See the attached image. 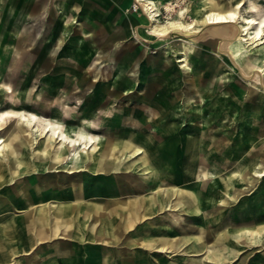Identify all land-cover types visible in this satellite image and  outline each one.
Instances as JSON below:
<instances>
[{"label":"rangeland","instance_id":"rangeland-1","mask_svg":"<svg viewBox=\"0 0 264 264\" xmlns=\"http://www.w3.org/2000/svg\"><path fill=\"white\" fill-rule=\"evenodd\" d=\"M11 1L0 0V31H4L0 32V112L10 114L7 123L0 126V138L10 146L14 144L25 164L35 163L37 170L32 166V172L37 174L31 181H37L38 175H46L43 173L49 159L44 155L34 158L32 152L43 146L40 142L48 139L37 136L34 145L26 139L23 146L19 141L9 140V128L16 120L14 110H21L10 107L14 101L21 103L23 99L32 105L35 101L38 104L35 114L64 125L73 137H78L81 132L95 137L93 147L86 150L81 147L82 150L77 151L82 153L81 157L64 149L68 159L61 161L55 169V180L65 179L66 184L56 182L53 188L59 195L55 198L61 199L62 203L80 191L75 188L72 192L70 186L81 184L83 170L89 171L88 161L102 155L107 147L105 143L109 142L108 147L112 149L118 143L124 149L133 142L138 144V138L151 136L152 143L147 144L153 150L150 161L164 173L162 177L169 182L168 185L175 184L171 176L176 174L190 178L192 175L188 172L202 177L198 181L195 178V181L182 183L183 188L190 189L193 183L198 186V182H204L205 178L210 181L202 187V210L194 213V220H190L191 215L187 212L165 211L144 223L154 222L158 227L157 235L165 241L174 235L169 227L172 230L179 228L175 220L178 217L182 224L178 236L196 234L205 241L211 239L210 229L218 227L221 231V223H224L231 228L226 251L232 255L229 261L225 258L218 264H264V241L248 244V234L244 232V239L238 241L237 233L242 227L264 225V44H250L249 36L240 32L242 23L214 25L205 21L207 13L212 10L229 12L240 5V12L249 17L252 3L264 12V0H152L160 9L158 18L161 24L193 22L196 26L190 33L175 30L172 37L166 39H158L149 33L148 13L137 5L136 0H65L62 4L59 0H20L14 7ZM23 4L30 7L18 16V9ZM167 7L171 8L169 17ZM58 70H62L61 73ZM103 74L106 78L102 77ZM112 85L117 88L113 95L110 93ZM146 92H150L151 103L140 99L139 95ZM4 93L6 97L1 96ZM156 102L164 108H158ZM173 125L177 127L172 134L178 145L171 159L167 154L154 151L170 142V133L165 134ZM202 134V158L194 155V150L190 154L182 152L183 139ZM60 146L53 145V148L60 151ZM1 150L0 173L4 169L6 177L3 181L0 177V191L4 186V190L7 189L9 184L12 190L18 179L10 182L12 175L6 166L15 165L14 154L11 155L7 146H2ZM143 156L144 153L125 152L115 163L128 166L139 162ZM242 168H246L245 172ZM149 171L148 175L156 178L155 168ZM115 172L123 175L124 171ZM96 178L86 176L83 180L93 184L97 182ZM112 178L113 175L101 176L100 184H110ZM126 182L130 183L124 178H116L117 184ZM61 185L68 186L67 191H63ZM208 191L210 197L206 196ZM236 191L240 192L237 200L230 199L226 205L224 194ZM102 193L109 196L107 191ZM13 195L10 191L9 196L12 198ZM94 195L85 193L84 197L91 201L96 198ZM131 196L135 197V194H125L124 199ZM63 207L60 208L67 210V206ZM220 210H223L222 219L210 223L207 219L210 212L215 214ZM169 213H173L174 218H170ZM1 216L2 213L0 226L6 221ZM188 243L186 241L175 253L145 249L141 259L134 255V249L122 244L113 249L108 258L110 264H124L122 257L127 260L126 264H145V260H152L151 257L157 254L159 257H153L152 264H175L173 258L177 257L186 259L181 264H190L187 258L195 252L188 251ZM207 244L217 254L223 251V246L213 240ZM56 249L65 250L62 239H44L28 255L16 254L14 261L0 264H30L33 260H40L43 264ZM95 249L86 251L87 264H106L95 258L101 257L102 253L107 256L108 252ZM67 250H71L70 246ZM199 250L197 255L204 252L201 246ZM59 257L53 256L50 260L59 259L63 263L72 256ZM21 259L23 263L15 262ZM78 259L80 257L74 258ZM196 264L201 263L196 261Z\"/></svg>","mask_w":264,"mask_h":264},{"label":"crops","instance_id":"crops-1","mask_svg":"<svg viewBox=\"0 0 264 264\" xmlns=\"http://www.w3.org/2000/svg\"><path fill=\"white\" fill-rule=\"evenodd\" d=\"M12 1L14 3V5L13 3L11 4L13 7L15 5H18L20 2V0L19 2L18 0H16V2L15 0ZM59 1L62 4V2L64 3L65 0H59ZM29 7L30 5L23 4V7L18 9V16L22 15L21 12L25 13V11L29 9ZM13 10L14 8L11 11L13 12ZM0 32H4V31L1 30ZM85 33H87V31H85ZM54 60L56 61L58 59H54ZM174 128L177 127L173 125L172 129ZM172 129L170 130V132H168V134L170 133L169 135L172 136V138L169 139L171 143L170 142L166 143L167 146L161 145L162 147L161 146L156 147V151H154L157 153L162 152L163 155L167 154V156H169L171 159L174 154V151L176 152L177 150L176 146L178 145L174 139V136L172 135V133L174 132V130L173 132H171ZM203 137L204 136L202 134L199 137H192L188 140L183 139L182 141L184 142L185 140L186 142H184L185 146L182 147V152L189 153L194 150L193 154L200 156V158H202L201 142ZM151 140H152L151 136L138 138L139 141L138 145L133 142L131 145H125L124 149L121 148L117 143V145L113 148L119 150V152H117L116 150L114 151L115 154H117L116 156H114L115 157L114 165L116 167L111 171L107 170L104 165H102L101 167L99 166L102 163V161L104 162V159L103 160L100 159L99 155H97L94 158L95 160H91V161L89 160L87 163L88 164L87 167L89 171L83 168L84 170L81 174V181H82L81 184H72L70 186L72 192L75 188H77L80 191L78 193H73L70 200L67 201L65 200L66 202L63 203L64 204L63 206H67V210L69 211L62 210L60 207L63 206L60 204H59L60 206H58V208L60 209L56 211V209L53 208V207H57L54 206L55 205L54 203L56 202L54 203L51 202L52 203L51 207H49V209L47 208L44 209L42 212H40L39 208L35 209L34 206L39 204V202H36V198H35L37 193L35 189L36 187L42 189L40 193L42 192L43 194H40V196L44 197L45 199L47 198L50 192L54 193V197L55 195L59 197L58 193H55L53 191V188H55L54 186L50 187L52 191L46 192L47 181L45 180H48V178L46 177V175L48 174L46 175L44 174L45 176L38 175L39 178H37V181L32 182L31 178L34 177L35 174H37V172L35 171L32 172V166H35L36 168L35 163L33 165L25 164V166H23V168L20 169V173L16 172L17 170L15 169V165L13 166L7 165L6 167L10 170V172L8 171L9 175L10 176L12 175L10 178V182L11 181L13 182L14 180H16V178L18 180L13 187L11 186L12 190H10V184H9L7 185V189L4 190L5 188L4 186L3 190L0 191V201H1L0 213H2L1 219L6 220L3 221L0 226V263L9 262L10 260L14 261L15 259L13 258L15 257L16 254L28 255V252L32 251L34 246L36 244H40L41 241L44 239L47 240L62 239L63 246H65V250L63 249L62 251H60L59 249H56L55 252L51 251L50 253L51 256L48 258V262L43 264H55V263L73 264V262H79V261H80L79 264H87L88 262L84 258V256L87 254L86 253L87 250H91V249L96 250L95 248H97L111 254L113 249H115L117 246L122 244L134 249L136 251L134 255H138L140 257L144 256L145 249L155 250L156 252H164L161 251L162 247H168L170 248V250L173 251V253H175L177 252L178 249H180L182 246L186 244V241L189 242L188 243L189 252L193 251V249H191L190 247L194 246V244H196V246H200L199 243L197 244V239H196L197 237H194L196 234L186 235L187 233H183V236L182 234L179 236L177 235L179 234V228L182 225L181 222L179 221L180 220L179 217L175 219L177 220L176 223L179 226V228L174 231L169 227V229L172 232H174V235H170L168 240L166 241L162 237H159L157 235L158 232H156V229L158 227L155 225L154 222L144 223L145 220H150L162 214L165 211L178 212V213L187 212L191 215L190 220L192 219L194 220V217L192 216L194 215V213H197L196 210L198 208L195 202L193 201L194 198L191 197L190 194L196 190L200 192V188H198V186L194 183L192 185V188L190 189L181 187L182 183H185L186 181L189 180L195 181V178H197V181L200 180L201 175L192 172L191 173L188 172V173L194 176L193 177L191 176L188 179L185 178L183 174H176L175 177L171 176V179L174 180L175 184L168 185L169 182H167L162 177L164 173L160 169H158L156 165L152 163V161H150V159L152 158L150 154L153 150H151L149 148V145L147 146V144L148 143L151 144L152 143ZM144 143L146 144V146L144 147L141 146V144ZM108 144L109 142L105 143V145H107L105 150H108L109 153L108 159H110L113 156V149L108 147L109 146ZM125 152H132L133 154L144 153V156L139 162H132L128 166L123 163L120 164L118 162L115 163L117 157L123 155V153ZM100 156L102 157V155ZM191 156L193 155L191 154ZM91 162L93 163L91 164ZM151 168H155L156 174L154 175H156V178H152L148 175L150 173L149 170ZM119 169L124 171L122 172L123 175H120L119 172H115L116 170L119 171ZM242 169H243L242 172L243 171L245 172L246 168H242ZM34 170H37V168ZM104 175L105 176L113 175L114 178L115 177L124 178L125 181H129L130 183L126 182L125 184L122 183L117 184L116 178L115 179L112 178L110 184H107L104 187L102 186V184H100V178L101 176ZM86 176L98 177L96 178L97 182L93 184L85 183V179L83 180V178H85ZM0 177L2 181L5 179L6 172L4 169H2V173H0ZM41 177H44L45 179L43 178L42 180ZM53 177L55 178V176H52V178ZM133 178L135 179V181L134 180L131 181ZM62 182L65 183V179ZM74 182L77 183L76 181ZM61 186L64 188L63 191H67L68 186H63V185ZM173 188L178 190V193L176 195H174L173 192L170 194V196L169 195L165 196L163 194L165 193L163 192V190L173 189ZM105 190L109 193L108 197L102 195L103 194L102 192H105ZM10 191L14 193L12 198L9 196ZM63 193L65 194L66 192ZM85 193L96 194L94 195V197L96 198L89 201V199H85L84 197ZM128 193L135 194V197L131 196L129 199H124L125 198L124 195ZM31 205L34 206L31 207ZM102 205L103 208H105L108 211L107 213H109L107 215V218L106 215L105 217H102L100 215V207ZM172 205L173 208L171 209L170 206ZM198 207H201V202L199 203ZM11 209H14V211ZM48 211L51 212L50 214L51 219L47 218L48 214L44 216L45 213H47ZM171 214L173 213H169L168 216H170ZM170 218H174V216L171 215ZM182 220L184 219L182 218ZM182 229L184 230V228ZM127 233H129L130 235L126 236L125 234ZM132 233L134 234V236H132L133 235ZM192 239H195L196 242L195 241L191 242ZM69 246L71 250H67ZM136 247L140 248V250H136L135 249ZM39 254L41 253H38V255ZM69 254H71L72 257L70 259H65L63 263H60L59 259H55V260L51 259V261L49 262L50 258H52L53 256H57V258L59 256L60 257L65 256V258H69L68 257ZM109 254H107L106 256L105 253H102L101 257H97L95 259L104 260L106 264H110L111 260L108 258ZM155 255L156 256L153 257H159L157 254ZM79 257L80 260L79 259L78 261L74 260V258H79ZM134 257L133 259H131L132 262L134 261ZM153 257H151L152 260H147V261L145 260L143 263L152 264L154 262ZM122 258L124 260L123 263L126 264L127 260L124 257ZM21 260H16L15 262L23 263V260L22 261ZM114 261L116 262V260ZM26 264H28V262ZM30 264H42V263L40 260H35V261L33 260V262L31 261Z\"/></svg>","mask_w":264,"mask_h":264},{"label":"bare ground","instance_id":"bare-ground-1","mask_svg":"<svg viewBox=\"0 0 264 264\" xmlns=\"http://www.w3.org/2000/svg\"><path fill=\"white\" fill-rule=\"evenodd\" d=\"M16 2V0H15ZM19 2V0H18ZM137 3V5H141L144 10L148 13V19L151 22L150 26H149V33L153 36H155L158 39L161 38H168V37H172L171 34H173L172 32L177 30V31H181V32H192L194 31L195 27L193 25V22L190 23H182V22H169V26L163 25L160 23L159 20V15H160V9L158 8L157 4L152 1V0H136L135 1ZM13 1L10 3L12 4ZM18 4V3H17ZM14 5V3H13ZM227 6V5H226ZM242 5L236 7V9L234 11H229V12H217V11H210L207 13L206 17H205V21H208V24H214V25H220V24H226V23H242L243 24V28L240 32H242L245 36H249V40L250 44L253 45H258V44H264V12H262V10L260 11L259 8L252 3L250 5V10L249 12L251 13V15L249 17H245L243 16V14L240 12V8ZM170 12H171V8L167 7V17L170 16ZM64 15V14H63ZM169 19V18H168ZM170 20V19H169ZM59 21V20H58ZM233 25V24H232ZM58 30V29H56ZM55 30V33H57ZM60 31V30H58ZM201 31V30H200ZM68 33V32H67ZM194 33V32H193ZM253 35V36H252ZM77 37V36H76ZM75 37V38H76ZM240 37V36H239ZM67 39V38H66ZM60 40V39H59ZM73 40V39H71ZM78 42V41H77ZM236 42V41H235ZM4 45V44H3ZM228 46V45H227ZM2 47V46H0ZM75 47V46H74ZM10 50V49H9ZM80 50V49H79ZM231 51V50H230ZM241 51V49H240ZM178 52V51H177ZM238 53V52H237ZM236 53V55H237ZM181 54V53H180ZM239 54V53H238ZM24 59V58H23ZM40 60V59H39ZM40 62V61H39ZM43 62V61H42ZM41 62V63H42ZM184 62V61H183ZM181 63V62H179ZM41 65V64H40ZM19 66V65H18ZM186 66V65H185ZM181 67V66H180ZM32 69V67H31ZM33 70V69H32ZM60 71V70H58ZM62 71V70H61ZM60 71V72H61ZM76 72V71H75ZM30 73V72H29ZM80 75V74H79ZM115 76V74L113 75ZM72 77V76H71ZM103 78H106V76H104V74L102 75ZM173 78V77H171ZM198 78V77H197ZM59 79V78H57ZM113 79V78H112ZM115 80V79H114ZM122 82L124 81L123 79H121ZM170 81V80H169ZM120 82V83H122ZM124 83V82H123ZM83 84V83H82ZM116 84V83H115ZM125 84V83H124ZM145 84V83H144ZM110 85V84H109ZM104 86V85H103ZM113 86V85H112ZM122 87V85H121ZM130 87V86H128ZM25 89V88H24ZM129 89V88H128ZM102 90V89H101ZM177 90V89H176ZM25 91V90H24ZM117 91L116 86H113V90H111V95H113L115 92ZM150 92H146L144 93V95H139L140 99L148 101V102H152L153 99H151L150 97H148V94ZM1 96H5V93L2 94ZM165 97V95H162ZM20 97V96H19ZM167 98H169L168 95H166ZM165 97V98H166ZM43 98V97H42ZM1 99V98H0ZM113 99V97H112ZM165 100V99H164ZM173 102V100H171ZM21 103L14 101L12 103V105L10 107H13L15 109H21L19 111L14 110V115L16 117L15 122L10 126L9 128V140L14 142V141H19L21 146L26 145L28 140V143L30 144H35V138L37 136H40L41 138H47L48 141H43L41 143H39L40 145H43L41 148L35 150L32 152L34 155V158H36L39 155H44L45 157H47L49 159V163L47 164L46 168L44 169V173L43 174H48L46 175V177L48 178L47 181V191H52L50 187L54 186L55 183L53 182H61L63 183V185H65L66 183L62 182V180L58 181L57 179L55 180V178L53 179L52 176H55V169H57V166L59 165V163L61 161H65L68 159L67 155L65 154V148H67V150L69 152L74 151L73 156H79L81 157L82 153L77 152L78 150H82L81 147H83V150L86 149H90L91 147H93L94 143H95V137H91L88 135H85L86 133H78V137H73L71 136L66 130L64 125H61L60 123H56L53 120H49V119H44L39 117L37 114H35L34 111H36V107L38 104L34 101L33 105L32 103L30 104L29 102H27L26 100L24 101L23 99L20 100ZM171 102V103H172ZM178 102V101H177ZM156 105L158 106V108L163 109L164 107L162 105H160L159 103L156 102ZM6 106V105H5ZM4 106V107H5ZM9 106V105H7ZM58 106V105H57ZM31 107V109H30ZM12 116V115H11ZM201 116V115H200ZM10 117V114H8V112L6 113H1L0 112V126H2L3 124L7 123L6 118ZM205 119V118H204ZM212 119V118H211ZM218 120V119H217ZM195 122V121H194ZM20 124V125H18ZM205 124V123H204ZM213 124V123H212ZM190 125V123H189ZM210 125V124H209ZM214 125V124H213ZM185 126V125H184ZM28 127V128H26ZM192 127V126H191ZM214 126H212L213 128ZM174 130V129H172ZM29 131V132H27ZM173 132V131H172ZM28 133V134H27ZM165 135H168V133H166ZM173 135V134H172ZM206 135V134H205ZM169 138H172L171 135H168ZM201 139V138H200ZM87 140V141H84ZM115 141V140H114ZM118 141V140H117ZM166 141V140H165ZM164 141V142H165ZM185 142V140H184ZM60 146V151H56L53 148V145H58ZM136 144V143H135ZM14 145V144H13ZM13 145L10 146V144H6L5 140H2L0 138V153L2 152L1 147H5L7 146L8 148L11 149L10 152L11 155L14 154V161H15V169L17 170L16 172L20 173V169L23 168V166H25V162L20 160V155L21 153L18 151L17 148L13 147ZM138 145V144H137ZM162 147V146H161ZM116 149H113V156L108 159V150H103L102 152V157L100 156V159H104V162L102 161V163L99 165L100 167L102 165H104L106 167L107 170L111 171L112 169H115V165H114V160L117 154H115ZM22 151V150H21ZM32 151V150H31ZM117 152H119V150H116ZM169 152V151H167ZM198 153V152H197ZM6 154V153H5ZM154 155V154H153ZM152 155V156H153ZM95 158V157H94ZM3 160V159H2ZM38 160V158H37ZM95 160V159H94ZM97 161V160H96ZM3 164V163H2ZM95 164V163H94ZM152 165V164H151ZM149 166V165H148ZM150 167V166H149ZM81 168V167H80ZM43 170V169H42ZM243 170V169H242ZM33 171V170H32ZM244 172V171H243ZM32 173V172H31ZM30 174V173H29ZM33 174V173H32ZM181 174V173H180ZM244 174V173H243ZM25 175V174H23ZM194 176V175H193ZM175 177V176H174ZM202 177V176H201ZM204 177H207V175H204ZM244 177V175H243ZM57 178V177H56ZM98 178V177H97ZM100 178V177H99ZM181 179V178H180ZM64 180V179H63ZM101 180V178H100ZM204 180V179H202ZM209 179L205 178V181H199L198 182V187L200 188V192L193 191L190 196L194 198V202L197 205V210L196 212H199L202 210L201 207L199 206V203L201 202L202 204V187L207 186V183H209ZM101 182V181H100ZM102 184V183H101ZM34 185V184H33ZM104 185V184H103ZM178 185V184H176ZM7 186V185H6ZM105 187V186H104ZM225 187H227L225 185ZM178 188V187H177ZM1 189V188H0ZM36 202H39V204H37L36 206L31 205V207L34 206L35 209H40V212H42L44 209H49V207H51L52 203L51 202H57V204L62 205V201H60L59 199H55L54 197V193L50 192L47 196V198L45 199L44 197H41L40 194H43L42 192L40 193V191H42L41 188L36 187ZM56 191V190H55ZM106 191V190H105ZM205 191V190H204ZM225 191V190H224ZM163 193L165 196H170V194L173 192L174 195H176L178 193L177 189H166L163 190ZM191 192V191H190ZM5 193V192H4ZM34 194V193H33ZM25 195V194H24ZM240 195V192L236 191V192H227L224 194V200L223 202L227 205L228 203L226 201L230 200V199H234L237 200L238 196ZM206 196L210 197L211 193L208 191L206 193ZM91 198V197H90ZM104 198V197H103ZM15 199V198H14ZM158 199V198H157ZM47 200V201H46ZM44 201V202H43ZM50 201V202H48ZM67 201V200H66ZM65 201V202H66ZM1 202V201H0ZM10 203V202H9ZM127 203V202H126ZM31 204V203H30ZM60 205H57L60 206ZM10 206V205H9ZM188 206V205H187ZM209 205L207 204V207ZM171 209L173 208V205L170 206ZM64 208V207H63ZM188 208V207H187ZM60 209V208H59ZM62 209V208H61ZM26 210V209H25ZM63 210V209H62ZM61 210V211H62ZM71 210V209H70ZM112 210V208H111ZM151 210V209H150ZM69 211V210H67ZM8 212V211H7ZM108 211L103 208V205L100 207V215L102 217L107 218V215L109 213H107ZM21 213V212H20ZM48 214V219H51L50 214L51 212L48 211L47 213H45L44 216H46ZM111 214V213H110ZM173 215V214H171ZM170 215V216H171ZM113 216V215H112ZM223 216V210L221 211H217L215 214L210 212V217H208L207 219L210 221L215 223L214 221H220L217 219H222ZM110 217V216H109ZM216 218V220H214ZM191 219V218H190ZM82 220V219H81ZM128 220V219H127ZM193 220V219H192ZM259 220V219H256ZM9 222V221H8ZM25 223V222H24ZM261 223V222H260ZM85 224V223H84ZM217 224V223H216ZM222 224V230L219 231L218 227L213 228L212 230L210 229L209 231V235L211 237V240H213L217 245H221L223 246V251L220 252V254H217V252L215 250H211V247L207 244V242L209 241H205L201 236L195 235L194 237H197V243L200 244L201 248L204 250V252L202 254H196L199 250L200 246H196V244H194V246L190 247L191 249H193V251L191 252H195L192 253V255L190 257H188L187 259L190 260V264H196V261L200 262L201 264H218L219 261H221L222 259L225 258H229L232 254L231 252H227L226 251V245L229 243V236L228 233L231 231V228H227L226 225L224 223ZM228 224V222H227ZM255 224V223H254ZM29 225V224H28ZM219 225V224H217ZM5 227V225H4ZM32 227V226H31ZM84 228V227H82ZM74 229V228H73ZM155 229V228H154ZM188 228H185V231H187ZM175 231V230H174ZM32 232V231H31ZM73 232V231H72ZM136 232V231H135ZM246 232L248 234V236L250 237L249 241L250 243L248 244H256V243H260L263 242L264 239V225H260V224H256L252 227H242L241 229L238 230V236L239 239L238 241H240L241 239H244L243 233ZM134 233V232H133ZM132 233V234H133ZM137 234V233H136ZM139 235V234H138ZM154 235V234H153ZM178 235V234H177ZM188 235V234H186ZM134 236V234L132 235ZM3 237V236H2ZM27 239V238H26ZM73 239V238H72ZM77 239V238H76ZM72 243V242H71ZM16 245V244H15ZM250 246V245H249ZM14 247V246H13ZM101 247V246H100ZM9 248V247H7ZM73 249V248H72ZM6 250V249H5ZM74 250V249H73ZM4 251V250H3ZM11 251V250H8ZM111 251V250H110ZM161 251H164L165 253H173L172 250H170V248L168 247H162ZM9 253V252H8ZM16 253V252H15ZM109 254V253H108ZM112 254V253H111ZM141 254V253H140ZM70 255V254H69ZM110 255V254H109ZM105 256V255H104ZM138 256V255H137ZM202 256V257H201ZM143 257V256H142ZM174 257V256H173ZM60 258V257H59ZM178 258V257H177ZM177 258H173L175 261V264L178 263H182L184 262L186 259H177ZM186 258V257H184ZM141 259V257L139 258ZM13 260V259H12ZM155 260V259H154ZM51 261V260H50ZM49 261V262H50ZM147 261V260H146ZM229 261V259H228ZM262 261V260H261ZM56 264V263H55Z\"/></svg>","mask_w":264,"mask_h":264}]
</instances>
